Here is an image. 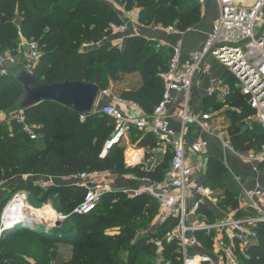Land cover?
I'll list each match as a JSON object with an SVG mask.
<instances>
[{"label":"trees","instance_id":"trees-1","mask_svg":"<svg viewBox=\"0 0 264 264\" xmlns=\"http://www.w3.org/2000/svg\"><path fill=\"white\" fill-rule=\"evenodd\" d=\"M110 0H0V55L15 52L19 43L18 25L23 35L39 43L40 59L32 74L42 85L63 83L66 80L96 84L100 90L113 84L116 94L138 103L148 114L160 104L164 84L160 74L168 71L172 49H156L158 44L142 35L129 37L118 49L113 46L109 26L122 24L120 12ZM125 10L144 8L141 23L144 27H174L180 33L195 28L202 19L201 5L197 0H114ZM0 77V108L11 104L18 109L23 87L13 78ZM234 88L235 81L223 79ZM210 100V99H209ZM216 111L228 107L235 121L255 116L246 98L233 89L225 103L209 102ZM10 107V108H11ZM210 108V107H209ZM209 108H205L208 111ZM26 124L33 127L36 139L24 131L22 125L13 127V134L3 131L0 125V183L13 181L16 175H41L61 179L85 172H110L114 176L144 177L141 167H127L125 153L114 146L102 157L107 141L114 133L110 118L100 113L82 116L69 107L45 102L25 111ZM96 122V123H95ZM11 130V129H9ZM233 149L241 153H260L264 146V128L242 131L234 123L228 129ZM141 147L156 145L151 136L133 134ZM133 137V138H134ZM170 159L154 180H161L169 169ZM264 172V162L258 164ZM219 158L210 157L205 184L220 200V207L238 208L237 183ZM233 177V176H232ZM35 197L39 192L31 187ZM17 192L19 190H16ZM14 191L13 195L17 193ZM41 191V190H40ZM86 191L76 185L47 189L44 201L57 195L58 210L70 215L68 223L53 231L22 226L7 233L0 241V264H37L26 258L27 249L14 250L9 240L33 235L34 243L54 264H156L155 249L148 242L153 236L135 240L143 218L150 228L158 212L153 197H128L122 191H113L103 197L99 207L88 215L75 214L82 204ZM62 196V197H61ZM9 198L0 203V215ZM43 202V201H42ZM145 227V228H146ZM110 228H118V235H108ZM144 228V229H145ZM259 243L248 253L245 264H264V224L258 226ZM33 243V244H34ZM65 248L63 250L59 248ZM17 249V248H16Z\"/></svg>","mask_w":264,"mask_h":264},{"label":"built area","instance_id":"built-area-1","mask_svg":"<svg viewBox=\"0 0 264 264\" xmlns=\"http://www.w3.org/2000/svg\"><path fill=\"white\" fill-rule=\"evenodd\" d=\"M207 1L199 0L202 8ZM215 1L219 11L215 29L188 59L182 60L181 45H158V49L169 47L173 54L168 71L160 74L164 94L152 114L145 112L138 103L119 97L113 87L98 93L93 111L107 116L114 125V133L102 157L134 132L151 136L156 145L148 146L144 155L132 158L133 165L141 167L146 175L138 178L114 176L110 172H85L61 179V182L85 189V198L75 211L81 216L95 211L103 197L115 191L111 182L116 178L135 184L119 190L128 197H153L158 212L149 234L153 237L148 243L155 249L156 264H245L249 251L259 243L258 226L264 224V186L249 188L240 176L232 175L240 188L238 208L220 207L215 192L205 184L209 160L206 140L199 136L192 143L187 141L189 125H194L219 140L224 150L237 155L228 131L214 124L213 113L202 112L196 116L189 112V99L199 87L200 79L209 77L212 72L207 63L209 58L215 59L235 84L233 88L223 77L211 78L208 97L225 103L233 89L239 90L255 113L254 118L264 128V0ZM121 13L123 23L109 26L112 42L118 49L129 39L126 33L130 24L135 29L146 28L138 9H123ZM159 30L180 34L174 27ZM18 34L15 52L0 55V77L8 76L12 66L32 73L40 59L39 43L27 39L19 25ZM172 93L185 95L179 129L169 123L168 112L175 103ZM16 115L18 124L32 140L36 139L33 127L26 124L25 111L18 110ZM242 158L249 163L264 161V146L260 153L251 152ZM126 159V166L131 167V161ZM166 159H170V166L163 178L152 179L149 174L157 173ZM48 179L49 184L59 182Z\"/></svg>","mask_w":264,"mask_h":264},{"label":"crops","instance_id":"crops-1","mask_svg":"<svg viewBox=\"0 0 264 264\" xmlns=\"http://www.w3.org/2000/svg\"><path fill=\"white\" fill-rule=\"evenodd\" d=\"M199 2V0H197ZM119 12L123 10V7H120L118 4L114 2V0L109 1ZM201 5V4H200ZM201 11H202V19L200 23L193 29L187 31L186 33H180V34H168L166 32H163L159 30V28L155 27H146L141 29H135L132 24L129 25L128 32L126 33V36L129 38L134 35H142L148 40L155 41L158 44L163 43L164 45H167L169 47H173L176 45H181L183 48V57L182 60L185 61L190 57V55L193 52H196L201 48V45L204 43V41L208 38V36L213 32L215 29L216 23H217V11L218 6L215 0H208L207 5L202 8L201 5ZM119 40V39H118ZM114 43V42H113ZM125 43V42H124ZM169 47H164V49H168ZM207 63L211 66V74L209 77H203L200 79L199 87L196 89V91L193 92L191 95V98L189 99V112L199 116L202 112L207 113H213L214 114V124L220 125L222 128L228 129L231 128L232 124L234 123L237 125V127H240L241 130L244 131H256L257 129H262L263 127L260 125L257 119L253 117H248L244 121H235L233 117L230 116L229 113H226L229 109L228 107L223 108L220 111L214 110L212 105L210 106L209 102L210 100L215 101L218 103L214 98L208 97V90H209V80L211 78H222L225 74L220 68V65L218 62L213 59L209 58L207 60ZM173 97L175 98V103L172 109L168 112L169 116V123L174 129L180 128V119L179 117L183 113L182 104L185 101V95L183 93L177 94L172 93ZM210 99V100H209ZM209 108L208 111H205V108ZM252 119V120H251ZM190 127V133L188 135L187 141L189 143H192L196 137H201L204 140H206L209 144L207 147V154L210 157H216L219 158L222 163L227 167V169L230 171V173L241 177V179L245 182L246 186L249 188H254L257 186H264V178L261 177L260 172L258 170V164L259 163H249L245 162L242 157L248 155L249 153H241L237 152V155L233 154L231 156L236 158H240L243 160V162L238 159V162L236 164L229 163L228 161H225L224 158L221 156V151L216 148L217 139L211 136H208L207 134L200 131V129L194 125H189ZM135 134L139 135V133L134 132ZM132 133V135L134 134ZM131 136V135H130ZM130 136L125 139V143L127 144L128 139ZM123 141V142H124ZM129 144V142H128ZM140 143L137 142L132 147H129V151L125 152V156L127 155L128 160L131 161V167H135L133 165L132 158H135L136 156H142L146 153L147 147H141L139 145ZM129 153V154H128ZM228 153V152H227ZM251 153V152H250ZM255 153V152H252ZM244 155V156H240ZM127 160V159H126ZM126 165V164H125ZM133 165V166H132ZM231 165V166H230ZM128 167V166H127ZM207 172H208V163H207ZM122 180L121 185H118L117 180L113 179L111 182V186L113 189L119 188L121 189L124 185L134 187L135 184H131L127 181Z\"/></svg>","mask_w":264,"mask_h":264},{"label":"rangeland","instance_id":"rangeland-1","mask_svg":"<svg viewBox=\"0 0 264 264\" xmlns=\"http://www.w3.org/2000/svg\"><path fill=\"white\" fill-rule=\"evenodd\" d=\"M207 3H208V1H207ZM207 3H206V5H207ZM136 9H138L142 13L144 8L136 7ZM120 14H122V13L120 12ZM218 14H219V11H217V17H218ZM149 27H154V26H149ZM112 44H113V46H115V44L113 42H112ZM158 45L159 44L156 45V49H158ZM221 70L223 71L222 68H221ZM112 87L114 88L113 84H110L106 89H109V88H112ZM10 107H11V104H10V106L9 105H3L0 108V125H3L2 126L3 127L2 128L3 131H8V132L10 131L8 133V135L12 136L13 127L15 125H20V124H18L17 118H16V116H17L16 114L18 112V109H14L13 107H11V108ZM82 122L84 123L85 120H82ZM9 129H11V130H9ZM34 133H35V131H34ZM36 135H37V133H36ZM133 137H134V135H131L130 138L128 139V141H127V144L124 141L118 146V148L121 151L123 150L124 153L129 151V147L130 146L132 147L133 145H135V137L134 138ZM216 141H217L216 148H218V150L221 151V156L224 158V160L228 161L229 163L231 162L232 164H236V162H238V159H240V158H238L236 156V158L234 159V157H233L234 155L231 152H228L229 150H224L223 145L221 144V142L219 140H216ZM128 142H129V144H128ZM206 143L209 146L207 141H206ZM231 155H233V156H231ZM126 158H127V155L125 156V159ZM241 161L243 162V160H241ZM262 162H264V161H262ZM259 163H261V162H259ZM232 175L235 176L233 173H232ZM232 175H229V179L231 181H233V179H234L232 177ZM260 175H261L262 178H264V172L260 173ZM237 176H239V174H237ZM13 179L14 180L9 182V183H0V203L3 200L8 199V198H9V202H10L11 198L13 197L12 195H13L14 191L19 190L18 192H25L26 193V195H27V204L31 208L32 212H36V214L39 215V216L43 215L42 212H40L42 210H44V211L47 210V211L53 213L54 220H52L50 223H48L49 225L54 223V221H58V220L63 221V224L66 223V222L68 223V221L71 220L69 218L70 215H64L58 210L57 195H52L47 201H44V196L46 195L47 189H50L52 187L53 188L54 187H61V186H64V185H68L69 183L55 182L53 184H49V179L48 178H46L44 176H41V175H33V174L32 175H26V176L16 175ZM116 180L118 182L117 184L121 185L123 178H116ZM19 187H31L32 189H37L38 190L37 192H39V194H38V196L35 197L34 195H32L27 190H24L22 188L18 189ZM125 187H126V185H124L122 188H125ZM122 188L121 189H119V188L115 189L114 188L113 190H115V191L124 190ZM237 190H238V194H239L240 191H239V189H237ZM17 193H15V194H17ZM37 212H40V213H37ZM2 217L3 216L1 214L0 215V227H1ZM137 223L139 225V229L137 230L138 232H137V235L135 237V240H137L139 237H142V236H149L150 230H151V226H150V228L148 230H147V227H146L149 223H146L143 218H139L137 220ZM42 229H44L43 231H47L43 227H42ZM117 230H118V228H110L107 231V234L111 235V236L118 235ZM34 241H35V237L33 235H29V236H22L21 238H15L14 240L10 239L9 243L13 247H15L14 250H16V251H19V248L21 246L24 247L25 249H27L28 250L27 253L26 254L23 253V254L26 255V258L28 260H30V262H32V263L35 262L37 264H54L53 262L52 263L48 262V259H50V255L49 256H48V254L45 255L43 253L45 251H43L41 249L37 250L35 248H32L31 250H29L30 247H35V245L38 246V244L34 243ZM59 249H61V250L64 249L65 250L66 247L65 248L64 247L63 248H59ZM64 250L62 252H64Z\"/></svg>","mask_w":264,"mask_h":264},{"label":"water","instance_id":"water-1","mask_svg":"<svg viewBox=\"0 0 264 264\" xmlns=\"http://www.w3.org/2000/svg\"><path fill=\"white\" fill-rule=\"evenodd\" d=\"M13 78L23 87V94L18 104V110L26 111L45 102H53L71 108L80 116L94 115V107L100 87L96 84L71 82L42 85L34 75L23 67H10ZM34 224V225H33ZM22 226L45 228L48 232L56 231L63 226V221H54L51 225L18 217L13 224L4 225L0 229V241L3 237Z\"/></svg>","mask_w":264,"mask_h":264},{"label":"bare ground","instance_id":"bare-ground-1","mask_svg":"<svg viewBox=\"0 0 264 264\" xmlns=\"http://www.w3.org/2000/svg\"><path fill=\"white\" fill-rule=\"evenodd\" d=\"M42 212V216H39L36 214V212H32L31 208L27 204V195L25 192H18L15 194L8 205L5 207L3 213H2V222L1 227L4 225H10L17 220L18 217L20 218H26L32 221H40L45 224L50 223L52 220H54L53 213L49 211H40ZM37 212V213H40ZM0 227V229H1Z\"/></svg>","mask_w":264,"mask_h":264}]
</instances>
